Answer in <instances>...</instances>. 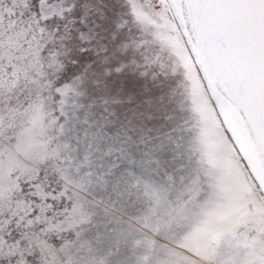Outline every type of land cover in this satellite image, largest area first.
<instances>
[{"label": "snow or ice", "instance_id": "snow-or-ice-1", "mask_svg": "<svg viewBox=\"0 0 264 264\" xmlns=\"http://www.w3.org/2000/svg\"><path fill=\"white\" fill-rule=\"evenodd\" d=\"M193 73L255 185L195 250L180 241L212 177ZM258 135L264 0H0V264H264Z\"/></svg>", "mask_w": 264, "mask_h": 264}, {"label": "rangeland", "instance_id": "rangeland-1", "mask_svg": "<svg viewBox=\"0 0 264 264\" xmlns=\"http://www.w3.org/2000/svg\"><path fill=\"white\" fill-rule=\"evenodd\" d=\"M145 24L152 23L148 18ZM161 40L174 44L175 38L166 31L159 37ZM190 96L194 110L202 114L204 120V136L202 149L208 164V172L212 177L211 189L200 201L191 217L190 228L181 241L193 250L207 243L210 235L231 221L241 208L246 207V200L254 190L251 177L237 167L236 162L222 150V141L217 129L220 127L215 112L207 101V94L199 78L193 73ZM253 213L256 218H264V205H255ZM164 243L177 244V241L166 240Z\"/></svg>", "mask_w": 264, "mask_h": 264}, {"label": "water", "instance_id": "water-1", "mask_svg": "<svg viewBox=\"0 0 264 264\" xmlns=\"http://www.w3.org/2000/svg\"><path fill=\"white\" fill-rule=\"evenodd\" d=\"M210 87L213 90V94H217V89L215 88V80H210ZM221 112L225 117V120L230 122L233 126L241 132L242 137H246L247 128L244 127V123L239 119V112L235 105H233L226 97L221 96L219 98ZM262 141L260 136H257L256 140L248 141L249 153L252 157V162L254 164V171L258 174H264V147H262Z\"/></svg>", "mask_w": 264, "mask_h": 264}]
</instances>
